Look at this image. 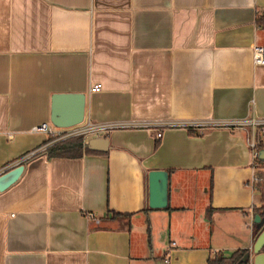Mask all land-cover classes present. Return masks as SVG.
Here are the masks:
<instances>
[{
	"label": "crops",
	"instance_id": "obj_1",
	"mask_svg": "<svg viewBox=\"0 0 264 264\" xmlns=\"http://www.w3.org/2000/svg\"><path fill=\"white\" fill-rule=\"evenodd\" d=\"M263 12L264 0H0V175L45 144L35 126L60 128L55 94H84L96 123L264 118ZM194 132L116 129L98 136L106 151L26 163L0 190V264H167L173 242L168 264L240 248L253 264L264 162L250 128ZM156 169L169 172L165 208L150 206Z\"/></svg>",
	"mask_w": 264,
	"mask_h": 264
},
{
	"label": "built area",
	"instance_id": "obj_2",
	"mask_svg": "<svg viewBox=\"0 0 264 264\" xmlns=\"http://www.w3.org/2000/svg\"><path fill=\"white\" fill-rule=\"evenodd\" d=\"M254 60L256 64L264 65V46L254 47ZM102 89V84L98 83L92 87V91L98 92ZM240 125L243 127L250 128V135L248 138L250 147L252 148V154L254 160L257 162L259 158L260 151L264 148V118H245L238 122H226L213 119H200V120H180V121H159V122H107V123H96L92 121H85L76 126L71 127H60L59 129L50 126L47 123H42L34 127L35 131H43L48 134L49 138H54L53 140L45 143L44 145L35 148L26 154H24L19 160L17 165L26 164L34 158L45 154L46 149L53 142L67 139L75 136H83L85 145L91 138L105 135L113 130L122 128H145L156 132V138L160 139L163 136V132L166 128L170 127H180L189 130H203L213 126H231ZM258 180L257 175L253 178V184ZM176 243L173 242L167 248L165 255V262L168 264L170 262V252L171 248L175 246Z\"/></svg>",
	"mask_w": 264,
	"mask_h": 264
},
{
	"label": "water",
	"instance_id": "obj_3",
	"mask_svg": "<svg viewBox=\"0 0 264 264\" xmlns=\"http://www.w3.org/2000/svg\"><path fill=\"white\" fill-rule=\"evenodd\" d=\"M52 122L59 127H71L82 124L86 119V97L82 93H60L53 97ZM88 148L96 151L109 149L107 137L91 138ZM259 159L264 162V148L259 153ZM26 169L21 164L0 175V190H5L17 182ZM150 180V206L153 208H165L168 206L169 172L167 170H152L149 173ZM255 222L263 224L258 233L254 245L253 264H264V218L260 214L255 215ZM252 260L251 251L247 254Z\"/></svg>",
	"mask_w": 264,
	"mask_h": 264
},
{
	"label": "trees",
	"instance_id": "obj_4",
	"mask_svg": "<svg viewBox=\"0 0 264 264\" xmlns=\"http://www.w3.org/2000/svg\"><path fill=\"white\" fill-rule=\"evenodd\" d=\"M258 22L264 26V12L258 16ZM190 133L194 134L193 130H189ZM54 138H47L45 143L53 140ZM160 140H157L155 147H158ZM85 152H94L90 150L84 143L83 136H75L67 139H61L53 142L48 146L44 155L49 157H69L78 158L81 157ZM33 160V159H32ZM258 162H263L259 158ZM28 163V162H27ZM258 180L255 182L256 190L262 194L264 200V174L261 170L256 172ZM256 214H260L264 218V205L261 207L254 208ZM116 215H126L120 212H113ZM263 226V224H261ZM248 248H240L229 255H225L222 252H218L213 258L208 259V264H252V260L247 254L249 253ZM264 251V250H263Z\"/></svg>",
	"mask_w": 264,
	"mask_h": 264
},
{
	"label": "rangeland",
	"instance_id": "obj_5",
	"mask_svg": "<svg viewBox=\"0 0 264 264\" xmlns=\"http://www.w3.org/2000/svg\"><path fill=\"white\" fill-rule=\"evenodd\" d=\"M262 163V162H261ZM260 169H258L259 171ZM256 192L260 193V191L256 190ZM255 227H258L259 223L255 222V220L252 222Z\"/></svg>",
	"mask_w": 264,
	"mask_h": 264
}]
</instances>
